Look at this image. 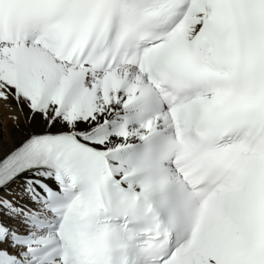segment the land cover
<instances>
[{
  "label": "snow or ice",
  "instance_id": "6c2138e0",
  "mask_svg": "<svg viewBox=\"0 0 264 264\" xmlns=\"http://www.w3.org/2000/svg\"><path fill=\"white\" fill-rule=\"evenodd\" d=\"M0 264H264V0H0Z\"/></svg>",
  "mask_w": 264,
  "mask_h": 264
}]
</instances>
